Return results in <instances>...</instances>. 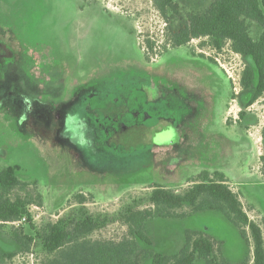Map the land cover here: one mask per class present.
<instances>
[{"label":"rangeland","instance_id":"1","mask_svg":"<svg viewBox=\"0 0 264 264\" xmlns=\"http://www.w3.org/2000/svg\"><path fill=\"white\" fill-rule=\"evenodd\" d=\"M212 1L173 0L176 12L162 16L153 0H0V169L18 166L42 195V207H28L35 230L78 208L82 194L106 221L91 238L119 241L121 209L147 208L153 184L182 193L206 171L224 175L264 239V95L249 105L250 91L228 78L248 60L228 42L168 40ZM249 29L255 39L259 27ZM12 226L33 235L24 222L0 224V264L46 259L36 242L21 252ZM145 228L165 255L181 249L185 230L221 240L229 262L249 248L214 212Z\"/></svg>","mask_w":264,"mask_h":264},{"label":"trees","instance_id":"2","mask_svg":"<svg viewBox=\"0 0 264 264\" xmlns=\"http://www.w3.org/2000/svg\"><path fill=\"white\" fill-rule=\"evenodd\" d=\"M155 8L164 16L166 10L176 12L173 0H153ZM260 29L257 39L250 35L249 25ZM173 48L187 46L193 40L207 38L211 46L220 50L228 42L230 50L240 55L248 64L244 67L240 84L250 91L249 105L264 95V0H213L208 10L200 15H189L183 28L169 32ZM152 49L153 44L147 40ZM242 116V113L240 114ZM264 139V125L261 129ZM18 166L0 169V224H13L25 219L24 229L10 228V237L28 253L34 242L47 254L40 264H264V239L260 226L251 221L241 201L224 175L203 171L187 181L189 187L182 193L153 184L148 195V207L137 209L125 206L118 218L126 227V234L119 241L95 240L92 234L103 227L105 218L88 213L87 199L75 194L74 203L67 214L35 230L28 207H42V195L36 185L18 179ZM204 212L221 215L249 245L247 255L238 262H229L221 246L223 242L202 229L185 230L181 249L172 255L152 250L153 243L146 234L147 222L154 219L178 220ZM38 241V242H37ZM142 247V249H141ZM139 255L136 261L135 257ZM12 254L6 255L12 258Z\"/></svg>","mask_w":264,"mask_h":264},{"label":"built area","instance_id":"3","mask_svg":"<svg viewBox=\"0 0 264 264\" xmlns=\"http://www.w3.org/2000/svg\"><path fill=\"white\" fill-rule=\"evenodd\" d=\"M235 55L240 56V55H238V54H235ZM243 65H244V67H245L246 64H243ZM243 69H244V68H243ZM243 69H242V70H243ZM239 77H240V76H239ZM228 78L232 80V82H233L234 85H240V78L238 79V77H236V76L233 77L232 75H229V74H228ZM234 91H236L235 88H234ZM24 221H25V219L22 218L20 221L15 222V223H13V224H20V223H22V222H24Z\"/></svg>","mask_w":264,"mask_h":264},{"label":"crops","instance_id":"4","mask_svg":"<svg viewBox=\"0 0 264 264\" xmlns=\"http://www.w3.org/2000/svg\"><path fill=\"white\" fill-rule=\"evenodd\" d=\"M252 25H254L255 26V24H252V23H250V25L249 26H252ZM257 26V25H256ZM257 29V28H256ZM257 32H258V34L255 36V39H257L258 38V36H259V34H260V30H257ZM251 35V34H250ZM239 260H237V261H235V262H238Z\"/></svg>","mask_w":264,"mask_h":264},{"label":"water","instance_id":"5","mask_svg":"<svg viewBox=\"0 0 264 264\" xmlns=\"http://www.w3.org/2000/svg\"><path fill=\"white\" fill-rule=\"evenodd\" d=\"M170 142V141H169Z\"/></svg>","mask_w":264,"mask_h":264}]
</instances>
